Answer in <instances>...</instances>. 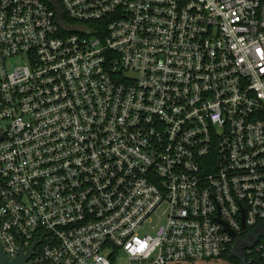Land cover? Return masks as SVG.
Returning <instances> with one entry per match:
<instances>
[{"label":"built area","instance_id":"built-area-1","mask_svg":"<svg viewBox=\"0 0 264 264\" xmlns=\"http://www.w3.org/2000/svg\"><path fill=\"white\" fill-rule=\"evenodd\" d=\"M0 243L264 262V0H0Z\"/></svg>","mask_w":264,"mask_h":264},{"label":"water","instance_id":"water-1","mask_svg":"<svg viewBox=\"0 0 264 264\" xmlns=\"http://www.w3.org/2000/svg\"><path fill=\"white\" fill-rule=\"evenodd\" d=\"M217 220L221 221L226 226V229L230 230L227 227L226 223L224 221H222L219 217H217ZM244 227H245V225H244ZM231 233L233 235H235L234 232L231 231ZM260 236H261L260 234L256 233L255 234V238L253 240H249L251 245H254L259 240ZM236 248H237V245H236V243H234L233 246H232V249H231V255L236 257L237 259H239L241 264H247L246 258ZM29 255L30 254L21 253V256L18 257V258H10L4 252V250L2 248V245L0 243V264H28L27 263V259H28Z\"/></svg>","mask_w":264,"mask_h":264},{"label":"rangeland","instance_id":"rangeland-1","mask_svg":"<svg viewBox=\"0 0 264 264\" xmlns=\"http://www.w3.org/2000/svg\"><path fill=\"white\" fill-rule=\"evenodd\" d=\"M23 62L22 59H11L9 64H12V66L15 65H19ZM161 213V211H160ZM163 217L161 219L157 218V217H153L151 225L153 226V228H151L150 226H148V229L151 230L152 233H154V228H156L157 226H159L162 222H163ZM126 260L122 259L120 260V263H125ZM171 264H230L229 261H227L224 258H216V259H212V260H206V261H197V262H181V263H171Z\"/></svg>","mask_w":264,"mask_h":264},{"label":"trees","instance_id":"trees-1","mask_svg":"<svg viewBox=\"0 0 264 264\" xmlns=\"http://www.w3.org/2000/svg\"><path fill=\"white\" fill-rule=\"evenodd\" d=\"M249 257H252L253 261L251 264H264V262H261L260 255L257 252H253ZM218 258H224L227 261H229L230 264H241L240 260L236 257L231 255V251L228 250L226 253L222 254Z\"/></svg>","mask_w":264,"mask_h":264}]
</instances>
